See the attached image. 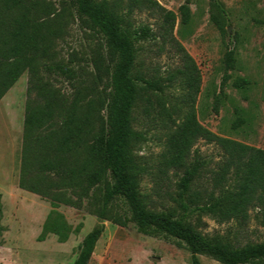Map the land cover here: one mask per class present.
Returning a JSON list of instances; mask_svg holds the SVG:
<instances>
[{"label": "trees", "instance_id": "obj_1", "mask_svg": "<svg viewBox=\"0 0 264 264\" xmlns=\"http://www.w3.org/2000/svg\"><path fill=\"white\" fill-rule=\"evenodd\" d=\"M57 4L61 6L57 0H0V100L24 73L28 76L19 189L52 209H85L113 225L126 228L130 224L143 236L175 239L186 246L190 264H200L199 256L220 264H264V243L236 247L218 237L203 236L174 211L149 210L138 191L141 169L135 165L133 149L142 137L133 129V113L142 100L150 108L155 104L158 114L174 125L166 135L161 166L180 174L177 196L185 213L197 212L226 223L244 220L256 205L264 208V151L211 133L199 124L192 107L179 123L173 117L180 111L166 107L162 92L174 75L198 92L200 75L184 48L172 40L181 63L175 74L146 79L136 72L135 40L149 38L151 33L146 27L131 30L126 17L134 10L165 11L155 0H71L76 19L103 39L110 58L108 92L101 97L94 87L77 81L71 68L55 60L56 44L64 32ZM121 9L126 17L119 15ZM180 12L187 24L188 8L181 7ZM164 20L163 31L168 25L172 30L176 16L166 12ZM233 62V52L227 51L226 67ZM50 76L67 81L69 95L54 87ZM246 84L240 80L234 86ZM199 140L222 152L223 160L215 170L205 171L199 157L190 159ZM204 173L208 187L199 183ZM262 216L264 225V211ZM79 228L71 230L59 219L50 231L62 244ZM102 232V226L96 227L83 238L73 264H90Z\"/></svg>", "mask_w": 264, "mask_h": 264}, {"label": "rangeland", "instance_id": "obj_2", "mask_svg": "<svg viewBox=\"0 0 264 264\" xmlns=\"http://www.w3.org/2000/svg\"><path fill=\"white\" fill-rule=\"evenodd\" d=\"M155 1L165 13L176 16L172 30L168 25L163 31L165 13L157 9L134 10L127 17L125 9L119 12L128 19L131 30L146 27L151 33L149 38L135 40L136 72L146 79L175 74L181 69L172 40L176 41L194 61L200 81L197 93L179 75L163 88L166 107L180 111L173 117L175 122L179 123L192 107L199 124L211 133L264 151V0ZM57 2L64 32L56 44V62L71 68L84 86L104 95L111 62L103 39L76 19L71 0ZM181 7L189 10L187 24H183ZM227 51H232L234 58L229 69L224 63ZM48 80L62 92H71L64 79L50 76ZM240 80L247 84L235 87ZM27 81L24 73L0 100V264H73L83 238L100 226L103 232L90 264H190L186 246L175 239L143 236L130 224L122 228L99 220L85 209H52L49 203L19 189ZM133 118V129L142 137L133 149L135 165L141 169L138 191L149 210L174 211L203 236L218 237L236 247L264 243V208L260 206L250 208L244 220L226 223L197 212L185 213L177 196L180 174L161 166L166 135L174 125L158 114L155 104L150 108L142 100ZM196 157L204 161L205 171L215 170L223 160L220 149L203 140L191 150L190 159ZM206 177L204 173L199 183L208 187ZM118 206L122 214L121 204ZM59 219L71 230L80 225L78 233L62 244L50 231ZM198 259L200 264H220L207 256Z\"/></svg>", "mask_w": 264, "mask_h": 264}]
</instances>
